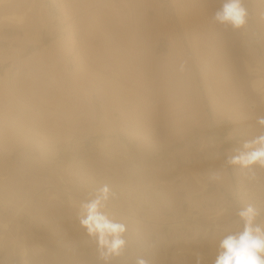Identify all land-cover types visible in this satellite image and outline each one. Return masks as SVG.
Masks as SVG:
<instances>
[{"label": "rangeland", "instance_id": "1", "mask_svg": "<svg viewBox=\"0 0 264 264\" xmlns=\"http://www.w3.org/2000/svg\"><path fill=\"white\" fill-rule=\"evenodd\" d=\"M242 3L233 29L222 0H3L0 264H215L239 209L264 226V168L227 162L264 133V0ZM105 185L126 227L107 262L78 220Z\"/></svg>", "mask_w": 264, "mask_h": 264}, {"label": "clouds", "instance_id": "2", "mask_svg": "<svg viewBox=\"0 0 264 264\" xmlns=\"http://www.w3.org/2000/svg\"><path fill=\"white\" fill-rule=\"evenodd\" d=\"M247 16L242 0H222L213 19L220 25L240 29L246 24ZM257 122L264 127V117H259ZM227 162L244 169H252L253 166L264 168V133L245 141L241 149L228 157ZM108 200L109 188L105 185L81 204L78 215L80 225L95 238L100 257L105 262L120 255L125 245L122 234L126 231L123 223L117 222L105 211ZM259 215V209L251 204L238 210L242 227L220 240L215 264H264V226L257 223ZM137 264L147 262L141 258Z\"/></svg>", "mask_w": 264, "mask_h": 264}, {"label": "bare ground", "instance_id": "3", "mask_svg": "<svg viewBox=\"0 0 264 264\" xmlns=\"http://www.w3.org/2000/svg\"><path fill=\"white\" fill-rule=\"evenodd\" d=\"M189 2V1H188ZM3 0H0V6H3ZM2 4V5H1ZM189 4V3H188ZM191 5V4H190ZM201 6V5H200ZM182 7V6H181ZM191 7H192V5H191ZM1 8V7H0ZM3 8V7H2ZM189 8V7H188ZM202 8H203V6H202ZM192 10V9H191ZM194 12V11H193ZM204 13V12H203ZM190 14H193V13H190ZM186 15V14H185ZM184 15V16H185ZM183 16V17H184ZM204 16H206V15H204ZM7 18H9V19H11L10 17H8L7 16ZM206 21V20H205ZM186 22V21H185ZM213 24V23H212ZM186 25V24H185ZM205 26V25H204ZM214 26V25H213ZM212 26V27H213ZM185 27V26H184ZM198 27V26H197ZM155 28H157V27H155ZM158 29V28H157ZM205 29V28H204ZM210 29V28H209ZM199 30V29H198ZM203 30V29H202ZM218 30V29H217ZM187 31V30H186ZM159 32V31H158ZM202 32V31H201ZM218 32V31H217ZM160 33V32H159ZM187 33V32H186ZM194 33V32H193ZM197 34V33H196ZM207 35V34H206ZM215 35V34H214ZM158 36V35H157ZM168 36V35H167ZM187 37V36H186ZM168 38V37H167ZM204 39V38H203ZM207 41V40H206ZM195 42V41H194ZM157 43V42H156ZM195 44V43H194ZM206 46H207V44H205ZM221 45V44H220ZM219 45V46H220ZM194 46V45H193ZM218 46V45H217ZM196 47V46H195ZM209 47V46H208ZM221 50V49H220ZM224 50V49H223ZM222 55V54H221ZM146 56V55H145ZM145 58V57H144ZM222 58H223V56H222ZM158 60V59H157ZM160 61V60H159ZM159 61H158V63H159ZM136 63V62H135ZM153 63H154V61H153ZM160 63H162V62H160ZM160 63H159V65H160ZM156 65V64H155ZM140 66V65H139ZM143 66V65H142ZM162 67V66H161ZM246 68H247V70L249 71V72H254V70H256L255 72H257L258 70L256 69V68H252V66L250 65V64H248V63H246ZM142 69H143V67H142ZM141 69V70H142ZM159 69H161V68H159ZM158 69V65H157V67H156V69H154L155 71H157L158 72V74L156 73V75H159V73L161 74V70H159ZM173 70V69H172ZM175 70V69H174ZM35 71H37L36 69H35ZM145 71V70H144ZM163 72V71H162ZM172 72H174V71H172ZM169 73H171V72H169ZM174 74V73H173ZM229 74H231V73H229ZM260 74V73H259ZM259 74H255L254 76H253V78H251V81H250V84H251V86H252V88H254V91L256 90V91H258V93L261 95L260 97L264 100V79L262 78V77H260L259 76ZM184 75V74H183ZM261 75V74H260ZM39 76V75H38ZM160 76V75H159ZM162 76H163V74H162ZM224 76V75H223ZM35 77V76H34ZM221 77V76H220ZM231 77V76H230ZM157 79H159L160 81L162 80L161 79V76H160V78L159 77H157ZM169 79H171V78H169ZM174 79V78H173ZM175 79H176V77H175ZM174 79V80H175ZM232 79V78H231ZM37 80V79H36ZM155 80V79H154ZM235 80V79H234ZM186 81V80H185ZM218 81V80H217ZM27 82V81H26ZM158 82V86H159V81H157ZM156 82V83H157ZM163 82V81H162ZM161 82V83H162ZM235 82V81H234ZM160 83V84H161ZM171 83L173 84V82L171 81ZM233 83V82H232ZM231 83V81H230V85L232 84ZM163 84V83H162ZM161 84V85H162ZM161 85L159 86L161 89L160 90H162V87H161ZM176 85H177V82H176ZM175 85V86H176ZM234 85V84H233ZM171 86V85H170ZM173 86V85H172ZM155 87V86H154ZM158 87V88H159ZM169 87V86H168ZM226 87V86H225ZM157 89V88H156ZM42 91H43V89H41ZM164 90V89H163ZM170 90V89H169ZM185 90V89H184ZM187 90V89H186ZM251 91V90H250ZM171 91H169L167 94H169ZM180 92V91H179ZM179 92H178V94H179ZM45 93V92H44ZM49 93V92H48ZM172 93V92H171ZM159 94V93H158ZM166 94V93H165ZM183 94V93H182ZM155 95H157V94H155ZM162 95V94H161ZM25 96V95H24ZM43 96V95H42ZM166 96V95H165ZM169 97H170V95H169ZM177 97V96H176ZM184 97V96H183ZM27 98V97H26ZM157 99V98H156ZM164 99V98H163ZM162 99V100H163ZM173 99V98H172ZM175 99V98H174ZM162 100H160V102H163ZM175 100H177V99H175ZM173 102H175V101H173ZM36 103V102H35ZM163 107H164V105H162V109H163ZM166 108V107H165ZM160 109V108H159ZM168 109V108H167ZM182 112V111H181ZM163 114H164V112H163ZM165 115V114H164ZM162 116V115H161ZM187 129V128H186ZM68 196H70V195H68ZM71 198V197H70ZM69 198V200H70V202H71V204L73 203V204H79L78 202H76V201H74L72 198L70 199ZM74 198V197H73ZM68 200V201H69ZM248 204V203H247ZM79 206H81V203L79 204ZM78 208V207H77ZM79 210V209H78ZM105 211L107 212V214H109L110 213V211L106 208L105 209ZM80 212V211H79ZM78 214V213H77ZM136 220V219H135ZM134 220V221H135ZM7 224L6 223H4V226H6ZM134 227V226H133ZM136 228V227H135ZM134 230V229H133ZM234 231H236V228L232 231V232H234ZM38 243V242H37ZM22 245V244H21ZM41 248V247H40ZM20 249V248H19ZM34 249H39V245L38 244H36L35 246H34ZM176 253H177V251H175ZM180 252V251H179ZM20 254H21V256H22V258H23V261L25 262V258H24V254H25V248H23V245H22V248H21V250H20Z\"/></svg>", "mask_w": 264, "mask_h": 264}, {"label": "built area", "instance_id": "4", "mask_svg": "<svg viewBox=\"0 0 264 264\" xmlns=\"http://www.w3.org/2000/svg\"><path fill=\"white\" fill-rule=\"evenodd\" d=\"M251 183H252V190H254L252 191L254 192L252 195L254 196V198L256 194L259 196L264 194V184L262 183L259 177H253Z\"/></svg>", "mask_w": 264, "mask_h": 264}]
</instances>
